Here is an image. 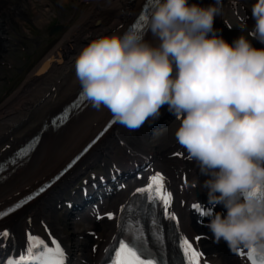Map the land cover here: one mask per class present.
I'll return each instance as SVG.
<instances>
[{"label": "clouds", "instance_id": "1", "mask_svg": "<svg viewBox=\"0 0 264 264\" xmlns=\"http://www.w3.org/2000/svg\"><path fill=\"white\" fill-rule=\"evenodd\" d=\"M222 0H156L147 19L155 43L134 25L90 40L75 58L82 92L97 110L136 130L167 105L177 143L206 179L213 242L264 249V0H254L249 36L231 43L214 28ZM238 0H233V5ZM243 31V29H241ZM245 194H247L245 196Z\"/></svg>", "mask_w": 264, "mask_h": 264}, {"label": "bare ground", "instance_id": "2", "mask_svg": "<svg viewBox=\"0 0 264 264\" xmlns=\"http://www.w3.org/2000/svg\"><path fill=\"white\" fill-rule=\"evenodd\" d=\"M58 1L61 5L68 2V0ZM78 3H81V0L77 1ZM143 3L144 0H134L132 2L130 0H95L80 20L70 27L55 44L50 46L48 54L28 75L23 85L0 103V156L9 151L8 145L13 148L25 137L40 129L48 116L59 110L60 106L68 101L81 86L76 78L74 67L75 58L81 49L90 40L99 36L119 34L123 30L124 21L126 20L124 17L131 16L132 13L136 14ZM189 3L207 6L214 3V0H189ZM54 4L57 3L54 2ZM54 4H49L45 10H36L31 6L33 23L43 28L51 19ZM22 8L29 9L30 6L22 4L20 7H15V9L20 10V12H17L5 8L0 2V18H5L7 21L0 28V58L4 57L6 50L2 37L13 29L11 19H15V23L21 25L27 19L24 16L25 14L21 12ZM96 19L100 20V24H93ZM218 19L219 16H216L214 22H217ZM147 41L156 42L151 32ZM53 86L56 87V91L50 89ZM111 115L107 108L102 107L97 110L92 104L65 128L56 133L46 134L43 142L32 156L30 163L26 167L18 169L14 175L0 186V204L11 202L43 178L54 174L101 128ZM129 130L121 124L115 136L105 142L103 149L90 155L82 163V166L75 169L59 187L50 192V195L47 196L48 199L42 200L41 203H33L27 214L22 213L19 215L15 225L17 227L22 225L20 229L22 234H24L30 222L38 225V220L43 212L49 213L50 210H56L54 207L58 205L61 197L67 195L65 190L68 185L80 177L82 173L91 170L98 162L105 160L106 165L108 162L114 163V166H117L118 162L121 161L128 162L130 160L128 149L132 152V155L138 152L156 154L162 160V166H170V177L177 186L185 190V186H190L189 182L185 185L180 183L188 172L190 181L194 183L198 169L196 162L189 166L181 157H178L168 164L165 154L161 152V143L145 137L143 131L138 134L136 140L134 138L127 140L126 134ZM117 149L125 150L122 159L116 156L117 151L115 150ZM156 163V165L159 164ZM180 194L178 195L184 198L191 196V194H186L183 189ZM118 205L119 200L114 201L113 206ZM175 208L183 220L187 237H193L196 227L190 224L188 216L194 215L196 217L198 215L197 209H193L191 206H182L177 201ZM200 208L207 209L203 205H200ZM30 216L33 218L32 221L29 219ZM50 219L58 228L61 234L60 238L67 247L73 264H96L105 245L115 231V222L107 219H100L99 222L87 221L89 229L96 228L91 234L86 232L87 229L73 226L69 222L68 216L65 217V220L56 216ZM17 230L19 231L18 228ZM191 242L202 253L206 262H212L214 259L217 262L220 261L221 264H240L231 250L225 249L222 252L223 248L217 245H214L215 247L212 249L208 244L207 246L202 244L205 240L193 241L191 239Z\"/></svg>", "mask_w": 264, "mask_h": 264}, {"label": "snow or ice", "instance_id": "3", "mask_svg": "<svg viewBox=\"0 0 264 264\" xmlns=\"http://www.w3.org/2000/svg\"><path fill=\"white\" fill-rule=\"evenodd\" d=\"M141 20H145V17L141 16ZM85 98L90 99L83 92L78 98L80 101H83ZM73 107H79L78 104L70 105L65 109L66 113H70ZM63 116V114H62ZM59 119V118H58ZM58 119H54L52 121L53 126L58 123ZM62 122H67V117L64 116ZM116 121L113 119L109 125L105 128L104 131H107L108 127H111L113 123ZM103 135V132L100 133ZM99 139V136L97 137ZM38 143V140H36ZM95 143V141H93ZM34 143L29 142L25 148H22L16 154L17 157L22 158L26 156L28 152H30L34 148ZM91 147V145H89ZM183 153H176V155H182ZM79 157H77L78 159ZM16 162L15 159L12 161ZM71 167V165H69ZM166 178L159 171H155L148 180V183L140 188L136 189V193H140L144 200L147 201L150 205H159L162 206L164 215L166 218L170 220H176V215L171 211V206L173 203V194L167 190L166 188ZM42 188L40 191H43ZM255 194L259 193L261 198H264V190L258 186L254 190ZM32 197H27L25 200L17 203L16 205L10 207L7 210H0V219H3L4 216L11 214L19 207H21L27 200ZM194 208H198L199 205L194 204ZM125 206H121V212H123ZM131 211V209H129ZM209 212H204V216H208ZM108 219H113L114 214L109 212L105 214ZM102 218V217H97ZM30 222V221H29ZM156 221L153 220V224ZM45 230L47 231V227L45 226ZM123 231H125L128 235V239H120L118 241V247L114 250V256L112 258V264H158V261L147 254V250L144 247V228L143 225L138 221L129 220L125 225H123ZM9 235L8 231L5 229L0 231V236L7 237ZM50 243L45 241L43 238L38 235H34L31 232L26 234V247L23 253L19 256L17 260H10L8 264H66L67 261V253L61 246L60 242L51 236L49 233ZM159 239V237H157ZM197 241L201 239V237L197 236L195 238ZM179 246L182 248L184 256L186 258L187 264H201V253L193 246V243L184 236L180 237ZM256 249L253 248L249 253L248 258L252 261V264H257V260L255 257ZM241 256L244 255V252L241 251L239 253ZM259 264H264V255H261L259 258Z\"/></svg>", "mask_w": 264, "mask_h": 264}, {"label": "rangeland", "instance_id": "4", "mask_svg": "<svg viewBox=\"0 0 264 264\" xmlns=\"http://www.w3.org/2000/svg\"><path fill=\"white\" fill-rule=\"evenodd\" d=\"M52 1H57V0H52ZM77 1L79 0H68L67 3L61 6H54L56 8V13H55L56 16L52 17L51 21L47 23L43 28H39L31 24L30 19L32 17V14H26L29 20H25V23L22 25L15 23V19L12 20V25L14 26V29L11 33L7 34L9 36V39H5V48H6L5 55L4 57L0 58V62L7 64L8 66H10L11 64L12 66H14V68L11 70V68L7 67V65L0 66V76H1L0 78V103L4 101L6 97L14 93L22 85V82H24L28 74L31 73L39 57L44 52H46L48 48L52 44H54L64 34V32H66L73 24H75L82 17L85 10L89 7V4L88 5L85 4V6H83L84 9L75 10L74 5L77 4ZM246 1L253 3L254 0H246ZM82 3L83 2H81V4ZM222 3H223V0L221 4ZM96 22L97 20H94L93 24L97 25ZM55 23L64 25V30L61 31L59 34L55 35L52 40V39H49L48 37V31H49L48 29L51 24H55ZM251 26L253 25L251 24ZM241 34L245 36H249V31H246L245 34L244 33H241ZM221 35L229 43H231L237 37V35L235 34L227 35V36H224V34H221ZM32 36H33V39L30 40ZM23 39L27 45V53L24 52V55L28 56V61L21 58V55L23 54V52H20L19 50L20 45L22 43L21 40ZM47 40H52V42L49 43L48 45ZM252 43L254 42L252 41ZM47 45H48V48H47ZM14 61H15L16 67H15V64L13 63ZM6 78H10V79L15 78L16 79L15 84L14 85L6 84L3 80V79L6 80ZM6 81L8 83V80ZM6 85H8L9 87L7 91L8 93L6 95H3ZM172 138L173 137L169 135L168 137H165L164 139H162V143L164 145L161 143L162 145H160V147L163 148L166 145H171ZM163 140L166 142L164 143Z\"/></svg>", "mask_w": 264, "mask_h": 264}]
</instances>
